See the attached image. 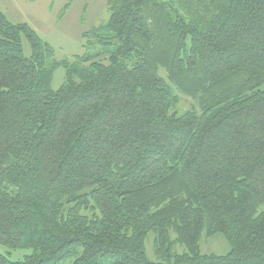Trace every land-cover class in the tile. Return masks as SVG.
I'll use <instances>...</instances> for the list:
<instances>
[{
  "label": "trees",
  "instance_id": "16d2710c",
  "mask_svg": "<svg viewBox=\"0 0 264 264\" xmlns=\"http://www.w3.org/2000/svg\"><path fill=\"white\" fill-rule=\"evenodd\" d=\"M108 8L64 61L0 8V264H264V0Z\"/></svg>",
  "mask_w": 264,
  "mask_h": 264
},
{
  "label": "rangeland",
  "instance_id": "374dc122",
  "mask_svg": "<svg viewBox=\"0 0 264 264\" xmlns=\"http://www.w3.org/2000/svg\"><path fill=\"white\" fill-rule=\"evenodd\" d=\"M70 0H0V8L8 20L15 24L27 23L56 51V60H72L76 56L88 53L86 46L89 42L95 44V37L85 39L86 33L106 25L110 19L108 0H73L64 12ZM26 57L31 56V48L26 40L23 42ZM95 46L89 51L95 54ZM65 70L60 69L54 78L53 89L58 90L65 82ZM197 104L181 97L179 111L181 113L193 110ZM176 236H172V239ZM147 252L151 261L162 262L155 253V233H150L147 239ZM231 246L221 234L206 237L201 241L203 255H227ZM174 253L186 252L181 245L173 247ZM0 253L7 255L12 261H20L30 255V251H9L0 246Z\"/></svg>",
  "mask_w": 264,
  "mask_h": 264
}]
</instances>
